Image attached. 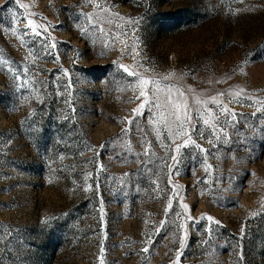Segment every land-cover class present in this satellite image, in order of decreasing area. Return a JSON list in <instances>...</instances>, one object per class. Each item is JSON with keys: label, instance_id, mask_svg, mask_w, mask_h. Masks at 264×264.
Masks as SVG:
<instances>
[{"label": "rangeland", "instance_id": "1", "mask_svg": "<svg viewBox=\"0 0 264 264\" xmlns=\"http://www.w3.org/2000/svg\"><path fill=\"white\" fill-rule=\"evenodd\" d=\"M100 2L113 22L85 35L80 14L98 11L85 0H0L3 264H264V112L222 97L262 134L239 117L230 142L213 147L209 129L194 133L207 152L182 148L169 184L158 158L171 140L157 142L147 108L133 117L143 97L120 67L264 101V0ZM27 19L50 39L33 36ZM142 137L155 153L147 165Z\"/></svg>", "mask_w": 264, "mask_h": 264}, {"label": "snow or ice", "instance_id": "2", "mask_svg": "<svg viewBox=\"0 0 264 264\" xmlns=\"http://www.w3.org/2000/svg\"><path fill=\"white\" fill-rule=\"evenodd\" d=\"M16 3L20 4V0H16ZM85 3L92 4V6L98 11L94 14H80L81 16H84L86 23L89 25L88 29L82 28L81 31L85 35H91L94 34V31L99 27L101 34H105L103 27L100 25L102 22L111 24L113 22L114 14L110 11V8L105 3H101L100 0H85ZM20 6L25 7L24 5ZM128 22L133 25V28H135V26L138 25L139 20H133L132 18H129ZM25 29H30L32 35L35 37H41L45 41L50 39V37L44 35V33L47 31L45 25L35 24L32 19H27ZM126 34L127 33H122V35ZM118 38L119 37H115L114 39ZM55 47V42L50 45L45 43L42 45V50L46 54H50L49 49ZM105 47H107V45H105ZM130 47L131 46L126 45V49ZM137 55H139V53H137ZM120 67L123 68L124 72L128 73L129 76L136 77L134 91H139V97H137V99L143 97V100L138 105V107L133 110V117L136 115H143L144 110L147 108L150 112H153V115L149 117V127L155 134L157 142H160V139L164 133H166L167 137L171 140V143L168 145L162 144V147L167 148L165 157L158 158L163 160L162 168L166 167L168 169L169 184H171V175L173 170L178 171L179 165L183 161V155L181 152L182 148L194 146L201 153L207 152L206 149L202 148L193 140L194 133L198 134L201 139H204V130L209 129V135L214 139H209L208 142L213 147H215L216 142L220 141L222 138L226 142H230L228 140L226 129L229 126L235 128L239 123V120L237 119L239 117L243 119L244 123L248 124V126L253 129L256 135L259 136L262 134L261 129H258L254 124H249L245 114L236 113L221 102V98L225 95L231 97L229 99V104H244L245 100H250L251 102L245 106L256 108V111L252 113L253 117L257 116L258 113L264 112V101L259 99L251 100V98L244 92L243 89H231L227 92H219L215 95L206 96L204 93H196L191 87L184 88L178 83L170 82L176 75L175 73H168L157 79L155 77L145 76L143 74L137 73L128 66L121 65ZM144 71L147 72L149 70L144 69ZM65 75H67L66 72ZM182 78V76L177 77V80ZM21 84H23V81H21ZM209 105H214L215 107L210 108ZM221 117L223 119H221ZM128 122L131 124L133 121L130 120ZM201 122L203 127L199 126ZM124 131L127 132V129ZM140 131L144 132V129H140ZM177 141L181 142L177 143ZM145 142L147 141L144 137H142L141 143L143 144ZM147 143L148 147H146L142 153L146 158H148L144 161V165L151 163L152 158L155 157V153L151 151V142ZM103 147L104 145H101V148ZM128 151H131L130 147L128 148ZM169 157L171 163H167V159ZM103 170V166L97 169L98 172ZM146 170L151 171V169ZM154 183H156L157 188H159V183L156 181H154ZM98 187L99 185H97V188ZM87 190L88 189L85 188V191ZM170 207L171 202H169V208ZM184 207L187 208L186 205H184ZM101 219H103V215H101ZM189 219L191 218L189 217ZM208 219L209 221L212 220L211 217H208ZM164 223V221L160 222L161 227H163ZM215 223L218 224L219 222L216 221ZM181 227H183V225H181ZM6 235L10 236L11 233H7ZM4 239L5 234H0V245H3ZM179 242L181 247H183L185 237H181ZM103 251L104 249L101 247V254ZM142 251L147 252L148 248L145 247L142 249ZM179 258L180 252L178 251L177 261ZM0 264H3L2 255H0ZM101 264H103L102 260Z\"/></svg>", "mask_w": 264, "mask_h": 264}]
</instances>
